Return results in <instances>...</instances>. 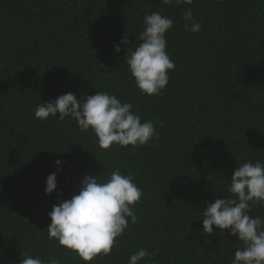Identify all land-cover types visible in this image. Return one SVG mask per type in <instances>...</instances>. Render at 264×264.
<instances>
[{
    "label": "trees",
    "instance_id": "16d2710c",
    "mask_svg": "<svg viewBox=\"0 0 264 264\" xmlns=\"http://www.w3.org/2000/svg\"><path fill=\"white\" fill-rule=\"evenodd\" d=\"M189 7L199 32L183 27ZM153 11L174 22L166 40L175 70L149 96L124 63L121 38L134 50ZM97 91L131 103L158 136L103 150L74 119L35 117L44 101ZM247 161H264V0H0V264H19L23 253L85 264L48 239V212L78 194L85 175L107 180L115 169L143 190L137 223L90 264H127L141 248L154 255L140 264H231L242 242L228 230L202 234L201 212L231 195L233 171ZM52 172L57 189L46 194ZM252 211L264 217V207Z\"/></svg>",
    "mask_w": 264,
    "mask_h": 264
},
{
    "label": "clouds",
    "instance_id": "9594fccd",
    "mask_svg": "<svg viewBox=\"0 0 264 264\" xmlns=\"http://www.w3.org/2000/svg\"><path fill=\"white\" fill-rule=\"evenodd\" d=\"M161 3L191 5L193 0H161ZM182 18L186 31L201 30L190 7ZM143 22L140 43L134 50L129 48L127 35L121 38V43L128 45L124 63L143 94L160 95L168 85L169 71L175 70V63L167 53L166 40L174 22L156 11L146 13ZM114 49L117 53L121 51L119 44L114 45ZM132 108L131 103L122 102L115 94L104 91L82 95L79 99L74 93L67 92L39 104L35 117L42 121L50 116L61 121L74 119L81 132L91 130L94 133L103 150L113 145L135 149L147 145L158 133L153 121L142 122L141 116ZM155 123L163 127V122ZM55 163L59 166L62 161ZM97 177L85 175L78 194L58 201L48 212L51 219L47 226L48 239L74 252L85 264H90L97 256L110 255L114 246L119 245L117 238L125 233L129 223H137L133 206L143 196V190L134 178L119 169L113 170L107 180ZM56 189L57 172H52L46 178L44 191L51 194ZM227 191L230 196L206 202L207 206L201 212L202 234L212 235L219 229L223 235L224 230H228L242 242V247L235 250L231 264H264V217L249 215L253 205L264 207V161H247L237 166ZM152 255L153 252L141 248L129 257L127 264L147 262ZM19 264H44V261L39 256L23 253ZM48 264H60V261L51 258Z\"/></svg>",
    "mask_w": 264,
    "mask_h": 264
}]
</instances>
